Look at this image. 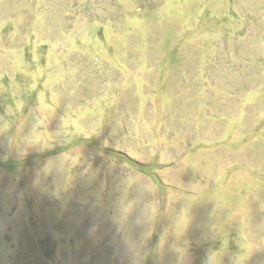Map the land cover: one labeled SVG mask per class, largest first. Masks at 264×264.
Returning a JSON list of instances; mask_svg holds the SVG:
<instances>
[{"label": "rangeland", "instance_id": "1", "mask_svg": "<svg viewBox=\"0 0 264 264\" xmlns=\"http://www.w3.org/2000/svg\"><path fill=\"white\" fill-rule=\"evenodd\" d=\"M0 264H264V0H0Z\"/></svg>", "mask_w": 264, "mask_h": 264}]
</instances>
